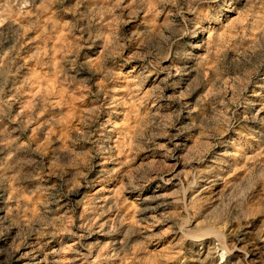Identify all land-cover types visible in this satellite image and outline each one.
<instances>
[{"label":"rangeland","instance_id":"rangeland-1","mask_svg":"<svg viewBox=\"0 0 264 264\" xmlns=\"http://www.w3.org/2000/svg\"><path fill=\"white\" fill-rule=\"evenodd\" d=\"M81 236L264 264V0H0V264Z\"/></svg>","mask_w":264,"mask_h":264},{"label":"bare ground","instance_id":"bare-ground-1","mask_svg":"<svg viewBox=\"0 0 264 264\" xmlns=\"http://www.w3.org/2000/svg\"><path fill=\"white\" fill-rule=\"evenodd\" d=\"M82 240L83 237L81 236L79 239H77L76 242H74L73 252L75 253V255L72 257V259H70L72 260V263L70 264H76L78 262H84V261L87 262L88 264H98L95 261V259H93L94 249L91 250L87 245L84 244ZM22 264H48V262L45 259H43L41 256L40 257L37 256L35 259L32 260L27 259V261L23 262Z\"/></svg>","mask_w":264,"mask_h":264}]
</instances>
